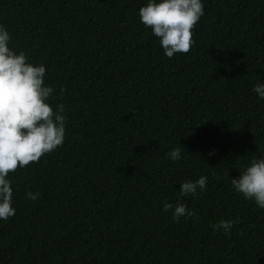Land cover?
<instances>
[{
  "label": "trees",
  "instance_id": "1",
  "mask_svg": "<svg viewBox=\"0 0 264 264\" xmlns=\"http://www.w3.org/2000/svg\"><path fill=\"white\" fill-rule=\"evenodd\" d=\"M202 2L189 51L168 58L146 0H0L9 46L45 66L66 117L60 146L8 174L0 264H264V209L229 181L264 149V0ZM200 175L182 198L198 221H173L162 202Z\"/></svg>",
  "mask_w": 264,
  "mask_h": 264
},
{
  "label": "clouds",
  "instance_id": "2",
  "mask_svg": "<svg viewBox=\"0 0 264 264\" xmlns=\"http://www.w3.org/2000/svg\"><path fill=\"white\" fill-rule=\"evenodd\" d=\"M137 11L140 22L150 27L168 58L189 51L193 43L192 29L204 14L202 0H146ZM9 44L10 34L0 24V220H7L15 212L8 174L17 167L35 163L42 155L60 146L66 120L64 105L58 103L53 109L49 103L53 88L44 82L45 66L28 61L22 50H14ZM252 91L258 99L264 100V82L255 83ZM166 158L180 160L181 149L172 148ZM229 181L235 192L264 209V149ZM206 184L204 175L181 181L175 202H162V210H171L173 221L182 216L198 221L195 211L187 208L182 198L202 193ZM39 195V192H25L30 200L38 199ZM235 223L238 218L220 219L211 227L213 231L222 229L227 235Z\"/></svg>",
  "mask_w": 264,
  "mask_h": 264
},
{
  "label": "bare ground",
  "instance_id": "3",
  "mask_svg": "<svg viewBox=\"0 0 264 264\" xmlns=\"http://www.w3.org/2000/svg\"><path fill=\"white\" fill-rule=\"evenodd\" d=\"M201 237V236H200Z\"/></svg>",
  "mask_w": 264,
  "mask_h": 264
}]
</instances>
